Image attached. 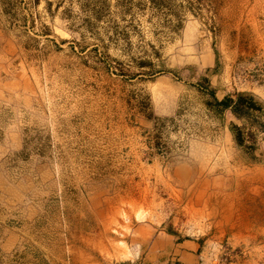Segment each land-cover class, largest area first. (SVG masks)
I'll return each instance as SVG.
<instances>
[{
	"label": "rangeland",
	"instance_id": "obj_1",
	"mask_svg": "<svg viewBox=\"0 0 264 264\" xmlns=\"http://www.w3.org/2000/svg\"><path fill=\"white\" fill-rule=\"evenodd\" d=\"M173 262L264 264V0H0V264Z\"/></svg>",
	"mask_w": 264,
	"mask_h": 264
},
{
	"label": "trees",
	"instance_id": "obj_2",
	"mask_svg": "<svg viewBox=\"0 0 264 264\" xmlns=\"http://www.w3.org/2000/svg\"><path fill=\"white\" fill-rule=\"evenodd\" d=\"M205 92L213 97V103L211 106L217 110H231L232 113L239 118H256L257 112L262 109L259 108L257 100L253 96H249L245 93H238L235 96H227L223 100H219L213 90L209 87L203 88ZM236 139L239 143L243 144L246 138L250 140L255 139V135L250 132H245L242 128L235 126Z\"/></svg>",
	"mask_w": 264,
	"mask_h": 264
},
{
	"label": "crops",
	"instance_id": "obj_3",
	"mask_svg": "<svg viewBox=\"0 0 264 264\" xmlns=\"http://www.w3.org/2000/svg\"><path fill=\"white\" fill-rule=\"evenodd\" d=\"M194 254L188 251H182L181 252V258L185 259L188 262H193L194 260Z\"/></svg>",
	"mask_w": 264,
	"mask_h": 264
},
{
	"label": "built area",
	"instance_id": "obj_4",
	"mask_svg": "<svg viewBox=\"0 0 264 264\" xmlns=\"http://www.w3.org/2000/svg\"><path fill=\"white\" fill-rule=\"evenodd\" d=\"M156 264H181V263H175V262H173V263H156Z\"/></svg>",
	"mask_w": 264,
	"mask_h": 264
},
{
	"label": "bare ground",
	"instance_id": "obj_5",
	"mask_svg": "<svg viewBox=\"0 0 264 264\" xmlns=\"http://www.w3.org/2000/svg\"><path fill=\"white\" fill-rule=\"evenodd\" d=\"M127 250V249H126Z\"/></svg>",
	"mask_w": 264,
	"mask_h": 264
}]
</instances>
